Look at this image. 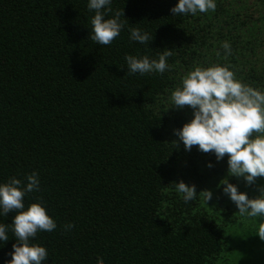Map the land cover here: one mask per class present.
<instances>
[{
    "label": "trees",
    "instance_id": "1",
    "mask_svg": "<svg viewBox=\"0 0 264 264\" xmlns=\"http://www.w3.org/2000/svg\"><path fill=\"white\" fill-rule=\"evenodd\" d=\"M177 3L111 0L105 19L123 10L124 27L105 46L88 38V0H0V184L37 173L40 190L25 208L39 202L56 223L29 241L46 248L42 264H225L233 235L256 220L222 191L227 155L186 151L174 135L193 110L170 107V94L195 67L213 65L264 92V0L172 15ZM132 28L153 40H130ZM168 50L163 74L127 73L126 55L154 60ZM227 178L250 199L264 186ZM180 181L195 185V200L183 201ZM203 190L212 192L206 203ZM8 236L0 264L17 243Z\"/></svg>",
    "mask_w": 264,
    "mask_h": 264
},
{
    "label": "clouds",
    "instance_id": "2",
    "mask_svg": "<svg viewBox=\"0 0 264 264\" xmlns=\"http://www.w3.org/2000/svg\"><path fill=\"white\" fill-rule=\"evenodd\" d=\"M110 5L111 0H88L87 8L95 12L90 20L88 38L97 45H110L124 27L120 22L123 10H116L113 18L105 19L106 12L113 11ZM215 9V0H178L170 11L172 15H195ZM129 38L148 45L154 36L132 28ZM222 47L227 58L231 54V45L224 42ZM171 55L170 50L154 60L148 56L137 58L126 55L127 73L163 74L170 68L167 59ZM185 106L193 110V118L180 129H174V135L186 151L197 146L200 152L213 153L217 161L227 155V176L220 181L224 186L222 191L235 204L241 217L259 218L255 235L264 241V186L259 188L258 196L250 199L227 178H243L246 185H253L257 178H264V92L242 83L228 66H197L182 78L180 86L170 94V107L182 109ZM171 144L179 147L176 140ZM207 166L211 168L213 165L209 163ZM174 184L185 203L197 198L195 185H186L183 181ZM39 190L36 172L27 174L23 181L11 177L8 182L0 184V216L15 212L11 224L0 223V242L9 240V231L17 241L12 245L11 259L7 264H42L48 258L45 247L29 243L38 232L56 229L55 221L41 203H31L25 208L26 194ZM199 194L205 203L212 199L209 190ZM72 227L71 224L65 225V230ZM98 264H103L102 260H98Z\"/></svg>",
    "mask_w": 264,
    "mask_h": 264
},
{
    "label": "rangeland",
    "instance_id": "3",
    "mask_svg": "<svg viewBox=\"0 0 264 264\" xmlns=\"http://www.w3.org/2000/svg\"><path fill=\"white\" fill-rule=\"evenodd\" d=\"M259 219L237 231L232 238L231 250L225 264H264V241L255 235Z\"/></svg>",
    "mask_w": 264,
    "mask_h": 264
}]
</instances>
